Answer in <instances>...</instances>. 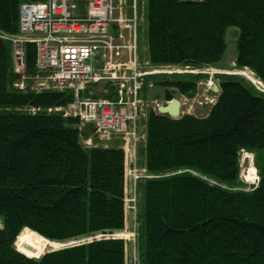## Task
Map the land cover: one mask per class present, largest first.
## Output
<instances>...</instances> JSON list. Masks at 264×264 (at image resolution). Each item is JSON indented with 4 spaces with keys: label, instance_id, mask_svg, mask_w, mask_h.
Returning <instances> with one entry per match:
<instances>
[{
    "label": "trees",
    "instance_id": "1",
    "mask_svg": "<svg viewBox=\"0 0 264 264\" xmlns=\"http://www.w3.org/2000/svg\"><path fill=\"white\" fill-rule=\"evenodd\" d=\"M44 1L0 0V34H17L21 3ZM145 7L150 66L218 65L231 29L237 31L235 66L264 85V0H146ZM10 51L0 39V264H125L124 241L116 238L37 259L15 250L14 244L31 247L23 236L32 232L48 240H41L45 249L123 231L128 182L122 149L83 147L90 128L29 112L66 106L73 97L13 89ZM24 56L32 74L33 44L24 45ZM224 77L204 117L148 112L142 166L154 177L139 186L140 264H264V95ZM155 83L164 101L197 89L196 80L177 77ZM243 152L253 155L258 176L248 191L239 180Z\"/></svg>",
    "mask_w": 264,
    "mask_h": 264
},
{
    "label": "built area",
    "instance_id": "2",
    "mask_svg": "<svg viewBox=\"0 0 264 264\" xmlns=\"http://www.w3.org/2000/svg\"><path fill=\"white\" fill-rule=\"evenodd\" d=\"M123 4V0H45L19 5L22 16L18 34H0V39L11 41L14 47V89L18 91L23 84V92L67 91L73 97L66 106L31 108L29 112L57 114L79 123L96 122L102 128L94 129V136L101 141L117 137L111 130L135 118L138 108L101 110L100 105L83 100L93 96L92 90L101 85L98 91L106 96L109 88L114 89V94L137 93L143 78L154 74L137 68L136 16H124ZM109 42L113 45L106 48ZM27 43L37 48L32 74L27 73L22 55ZM117 138L124 146L132 145V141L135 145L136 133ZM91 141L90 137L85 139L84 145Z\"/></svg>",
    "mask_w": 264,
    "mask_h": 264
},
{
    "label": "rangeland",
    "instance_id": "3",
    "mask_svg": "<svg viewBox=\"0 0 264 264\" xmlns=\"http://www.w3.org/2000/svg\"><path fill=\"white\" fill-rule=\"evenodd\" d=\"M133 1L136 2V12H137V23L135 27V39H136V56L138 65L137 68L140 72H154V76H151L147 79L145 82L146 87L141 91V98H139L142 102L140 115H138L137 121H136V142L135 145H128L124 146L123 143L117 138L112 137L110 140L101 141L95 139H92L90 145H83L84 147L89 148L93 143L98 145H104L108 148L112 147H119L123 149V151L126 154L127 163V206H126V215H127V222L124 225V230L116 235V238H122L124 241V249H125V264H140L139 256H138V250H137V230L139 227L138 224V214L139 210L142 206V197L139 194V186L141 185L140 181L143 179H146V174L144 172V167L142 166L143 157L141 154V148L142 144L144 142V124H141L139 119H144L145 116V110H153L157 106H163L165 104V101L163 100V89L157 86V83H155L157 80H161L162 78H168L172 79L174 77H177L180 80H196L197 81V89L194 94L190 95L189 97L181 96L178 93H175L172 95V98L179 100L181 103V113L180 116L185 115L186 113L196 116V117H204L208 111V105H204L200 107V103H204V100H209L212 103L215 102L216 96L219 93V80L222 78H225L224 75H231L235 78H238L242 80L249 88L251 87L254 91H256L259 94L264 95V85L261 84L259 81H257V78L250 72H246V69L243 71H239V68L235 66V57H236V34L234 30H229L226 34V49L223 54V57L221 59V62L218 65L209 66L204 69H191V68H178V67H152L148 63V56H147V38H146V7H144V4L146 0H123L124 2V16L130 17L132 15L131 11V5ZM144 16V17H142ZM125 35L127 37L128 32L124 31ZM5 41L10 51V55L13 54V44L9 40H3ZM11 64L13 66L12 56H11ZM185 72L184 74L175 73L173 75H167L164 72ZM239 71V72H237ZM248 71V70H247ZM179 74V75H178ZM223 74V75H222ZM236 74V75H235ZM255 78H253V77ZM248 77H252L251 81ZM248 78V79H247ZM258 85L256 84L257 82ZM155 83V84H154ZM216 86L218 89L217 93L212 92V87ZM253 85V86H252ZM255 88V89H254ZM14 89V88H13ZM258 90V91H257ZM93 93H95V90H92ZM206 97V98H205ZM147 100V104L145 103L143 106V102ZM214 100V101H213ZM214 104V103H213ZM143 121V120H142ZM80 130L84 129L86 130V127H80ZM127 130H130L128 128ZM126 130V131H127ZM87 132H89V128H87ZM123 137V136H121ZM84 139V137H82ZM88 143V142H86ZM93 146V145H92ZM91 146V147H92ZM134 154V156H133ZM129 155V156H127ZM255 170L253 173V176L250 175V170ZM248 178V179H247ZM257 171L254 166V159L253 155L249 153H242L240 156V175L239 180L242 184H244L243 190L248 191L255 187L257 183ZM241 189V188H240ZM135 213H136V220H135ZM1 227V224H0ZM125 227L128 228L127 231H125ZM28 232L29 230H22ZM31 232V231H29ZM34 237H30L27 235H24V239H28V243L31 246L28 249L22 248L21 244L15 245L14 248L16 251H19L21 254L29 257L37 259L45 252L55 251L58 249H62L61 247L66 243L70 244L71 246L78 245V243L82 244L84 242H89L90 238L88 239H81V240H73L66 243H58V242H52L54 244H60L59 246H53V247H45V249H42V241L46 240L43 239L41 236H38L35 233H31ZM96 238H100L99 235H94ZM92 236V237H94ZM40 240H39V239ZM17 240V239H16ZM42 240V241H41ZM48 241V240H46ZM51 242V241H49ZM135 246V247H134ZM70 247V246H68ZM65 248V247H64ZM41 250H44L43 253Z\"/></svg>",
    "mask_w": 264,
    "mask_h": 264
},
{
    "label": "bare ground",
    "instance_id": "4",
    "mask_svg": "<svg viewBox=\"0 0 264 264\" xmlns=\"http://www.w3.org/2000/svg\"><path fill=\"white\" fill-rule=\"evenodd\" d=\"M23 3H26V2H23ZM40 3V2H39ZM134 7V8H133ZM144 7H145V4H144ZM131 11H132V15L133 16H136L137 15V12H136V2L135 1H133V3H132V5H131ZM18 13H19V22H20V17L22 16V12L18 9ZM133 16H130V17H127V18H133ZM142 17H144V16H142ZM136 23H137V16H136ZM136 23H135V27H136ZM17 34H18V32H17ZM17 34H15V35H17ZM134 35H135V30H134ZM113 45V42H109V43H107L106 44V48H108V47H111ZM135 46H136V39H135ZM35 49H36V52H37V48L35 47ZM130 54H132V55H134V53H130ZM135 54H136V51H135ZM22 55L24 56V50H23V52H22ZM11 56H13V54L11 55ZM136 59H137V56H136ZM137 64H138V61H137ZM149 65H150V63H149ZM168 68H170V67H168ZM243 70H245V69H243ZM243 70H240V71H243ZM12 71H13V74L15 73L14 72V69H12ZM237 72H239V71H237ZM246 72H248L249 74H250V72L249 71H247V69H246ZM165 74H167V75H173V74H175V73H180V72H178V71H176V72H172V70H171V72H169V71H167V72H164ZM180 74H182V73H180ZM154 75H157V74H153V75H150V76H146V77H144L143 78V86H142V89L139 91V92H137V93H124V94H114V89L113 88H109L110 89V94H108L107 96L106 95H103L100 91H98L99 89H101L102 88V85L100 86V87H98V88H96L95 89V93L93 94V96H85V98L83 99L84 100V102H89V103H95V104H98V105H100L101 106V110H110V111H118V110H131V109H133V108H138V111H137V114H136V116H135V118L132 120V121H130L129 123H127V124H125V125H117L114 129H112L111 130V132L113 133V135H115V136H117V137H121V136H127V135H129V134H131V133H135V130H136V121H137V118H138V115H140V111H141V106H142V102H141V100L139 99V98H141L142 96H141V91H143V89L146 87V85H145V82L147 81V79L149 78V77H151V76H154ZM179 75V74H178ZM184 75H185V72H184ZM223 75V74H222ZM236 75V74H235ZM224 76H231V75H224ZM253 77V76H252ZM252 77H248L251 81H253L252 80ZM247 78V79H248ZM254 78V77H253ZM255 79V78H254ZM257 81H258V79H257ZM256 81V82H257ZM258 83L259 82H257L256 84L258 85ZM22 86V88H19L18 90H21V91H24V87H23V84H21L19 87H21ZM253 86V85H252ZM255 89V88H254ZM258 91V90H257ZM264 91V90H263ZM64 92H66V91H64ZM56 93H62V92H56ZM258 93H259V91H258ZM206 98V97H205ZM174 98H172L171 100H173ZM171 100H169V101H165V104L163 105V106H165L166 104H168V103H170L171 102ZM73 101V100H72ZM71 101V102H72ZM179 101V100H178ZM214 101V100H213ZM70 102V103H71ZM180 102V101H179ZM147 104V100H145L144 102H143V106H145L146 107V105H144V104ZM214 103V102H213ZM211 101H209V100H204V103L202 104V102L200 103V107H202V106H204V105H208V108H209V106L210 105H212L213 104ZM69 104V103H68ZM159 106H157L156 108H154L153 110H151V111H153L156 115H158V116H164V115H161L158 111H157V108H158ZM52 108H54V107H52ZM180 108H181V103H180ZM45 110V109H44ZM181 110V109H180ZM148 110H145V116H144V119H142V118H140L139 119V121H140V123L141 124H144L143 126H144V128H143V130H145V125H146V119H147V115H148ZM180 113H181V111H180ZM47 114V113H46ZM186 114H188V113H186ZM167 117V116H166ZM181 117V116H180ZM179 117V118H180ZM169 118V117H168ZM171 119V118H170ZM143 120V121H142ZM175 120V119H174ZM78 123H77V128L79 129L80 127H88V128H90L91 129V131H92V134L91 135H89V136H81V142H82V144L84 145V140L85 139H87V138H92V139H94V143H95V139H97V137L96 136H94V129H101L102 127H101V125L100 124H98V123H96V122H88V123H79V121L78 120H76ZM128 128H130V130H127ZM127 130V131H126ZM82 137H84V139H82ZM98 140V139H97ZM110 140V139H109ZM108 141V140H107ZM92 144L91 146L92 147H106V146H104V145H98V146H96L95 144ZM89 147V148H92V147ZM84 147V146H83ZM87 148V147H86ZM116 148H120V149H122L121 148V146H119V147H116ZM123 150V149H122ZM243 153H245V152H243ZM239 167H240V161H239ZM254 171L255 170H253V169H251L250 170V175L251 176H253V173H254ZM144 172H145V174L147 175L146 176V179H151V178H153L154 176H151L150 174H147L146 173V171L144 170ZM239 175H240V173H239ZM248 179V178H247ZM257 180V183H258V178L256 179ZM257 183H256V185H257ZM256 185H255V187H256ZM254 187V188H255ZM126 204H127V202H126ZM135 220H136V213H135ZM1 228V227H0ZM24 230V229H23ZM26 230H28V229H26ZM34 233V232H33ZM114 233V232H113ZM115 234L117 235V234H119V233H116L115 232ZM39 236V235H38ZM116 239H122V238H116ZM135 247V246H134ZM66 248V247H65ZM54 251V250H53ZM45 253H47V252H45ZM44 253V254H45ZM25 256V255H24ZM27 257V256H26ZM29 258V257H28ZM135 264H136V262H135Z\"/></svg>",
    "mask_w": 264,
    "mask_h": 264
},
{
    "label": "water",
    "instance_id": "5",
    "mask_svg": "<svg viewBox=\"0 0 264 264\" xmlns=\"http://www.w3.org/2000/svg\"><path fill=\"white\" fill-rule=\"evenodd\" d=\"M235 33H237V31H235ZM212 92L213 93L218 92V89L215 85L212 87ZM157 111L161 115L167 116L171 119H178L180 117V102L176 99H173V100H171L170 103L166 104L165 106H159L157 108ZM114 238H116L115 233H113V232H102L100 234V238H96V236L91 237L89 242L97 241V240L114 239ZM78 244H80V243H78ZM68 246H71V245L66 243V245L64 244L61 248L68 247Z\"/></svg>",
    "mask_w": 264,
    "mask_h": 264
},
{
    "label": "crops",
    "instance_id": "6",
    "mask_svg": "<svg viewBox=\"0 0 264 264\" xmlns=\"http://www.w3.org/2000/svg\"><path fill=\"white\" fill-rule=\"evenodd\" d=\"M126 187H128V184L126 185ZM125 213H126V210H125ZM127 222V215H126V217H125V223ZM128 230V228L127 227H125V231H127Z\"/></svg>",
    "mask_w": 264,
    "mask_h": 264
}]
</instances>
